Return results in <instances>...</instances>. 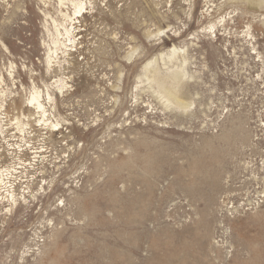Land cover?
<instances>
[{"label": "rangeland", "instance_id": "374dc122", "mask_svg": "<svg viewBox=\"0 0 264 264\" xmlns=\"http://www.w3.org/2000/svg\"><path fill=\"white\" fill-rule=\"evenodd\" d=\"M1 176L0 264H264V3L0 0Z\"/></svg>", "mask_w": 264, "mask_h": 264}, {"label": "bare ground", "instance_id": "6f19581e", "mask_svg": "<svg viewBox=\"0 0 264 264\" xmlns=\"http://www.w3.org/2000/svg\"><path fill=\"white\" fill-rule=\"evenodd\" d=\"M58 1H59V3H61V0H58ZM250 2H251L252 5H256V4L264 3V0H250ZM72 5L74 7L72 14H70L68 16L66 14H62V17L64 18L65 21H69L70 22V21H72L74 19H78L79 17H82L83 14L85 13L84 12V7H83L82 3H80V2H78V3L72 2ZM56 31H57V36L58 37L65 36V37H67V40H70L71 39V36H72V33L74 31V28L73 27H70V28L64 27L63 30H62L63 32H61V30H60V32L58 30H56ZM165 31L166 30H162L160 32H165ZM53 44H54L55 47H56V45H62L64 47L63 54L66 51L70 50L69 48H67V45H65L63 43H60V41H58V39L55 40L53 42ZM169 51H170V55L167 56L168 57L167 59L169 60V62H172V60H174V57L178 54L177 53L178 51L175 48H173V47L170 48ZM182 53L183 52H181V54ZM161 60L164 61L162 56H161ZM186 62H187V60L182 56V63H180L179 65H176V64L175 65H172V67L170 69H168V70L166 69V73L165 74H162L160 72V69L157 67L156 60L155 59L153 60V62H152V60H151V62H147L145 64V66H144L145 68H148L149 66H151V64H153V66H152V68L150 70L151 73H152V76H151V81L149 82V84L151 85V83H153L155 85L156 90H152V91H153V93H155L157 95L158 98H160V100L163 101V103H162L158 99L162 104L165 105V107L174 106L176 109L181 110V111L182 110H186L187 108L190 107V104L187 103V102H185V101H183V99H182V97H181V95L179 93V84H180L181 80L186 76V73L184 71V68L182 67ZM48 64H50V61H48ZM164 65H166V64H164ZM46 96H47V99L50 98L49 94H47ZM189 102H191V101H189ZM27 108L28 109H32V110L35 111V113H37L39 120L42 121V124L44 126L49 125V127L52 128L53 131H56V132L59 131V129L61 127V124L59 122L58 123L57 122L56 123L49 122V118H48V114L49 113H48V111L46 109L45 103H43V100H40V92L38 90H35V92L32 93L31 96L28 98ZM172 109H174V108H172ZM20 132L23 133V135H24L23 129H21ZM24 137H25V135H24ZM37 153H38L37 151L36 152L34 151L32 153V154H35L33 158H40V156H37L36 155ZM34 162H36V161H34ZM29 165H31V163ZM17 169L13 168L5 176H13V174H17L18 173L17 172ZM38 175H40V174H38ZM6 178H8V177H6ZM3 180H4V178H3V176H1V178H0V185H4L5 184L3 182ZM7 191L9 192V190H7ZM9 194L11 195V200L10 201H12V203L14 204L15 203V200H14V195L12 194V191L9 192ZM10 205H11V203H10Z\"/></svg>", "mask_w": 264, "mask_h": 264}]
</instances>
